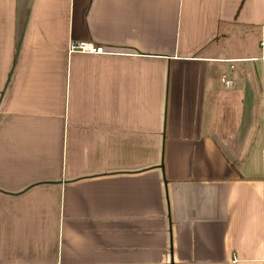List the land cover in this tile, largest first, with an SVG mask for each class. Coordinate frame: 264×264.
Instances as JSON below:
<instances>
[{
    "label": "crops",
    "instance_id": "1",
    "mask_svg": "<svg viewBox=\"0 0 264 264\" xmlns=\"http://www.w3.org/2000/svg\"><path fill=\"white\" fill-rule=\"evenodd\" d=\"M0 264H264V0H0Z\"/></svg>",
    "mask_w": 264,
    "mask_h": 264
},
{
    "label": "built area",
    "instance_id": "2",
    "mask_svg": "<svg viewBox=\"0 0 264 264\" xmlns=\"http://www.w3.org/2000/svg\"><path fill=\"white\" fill-rule=\"evenodd\" d=\"M69 53H83L90 55H105L108 54L107 50L101 46H97L89 42H71L69 46ZM231 83V82H230ZM229 82L227 84L230 85Z\"/></svg>",
    "mask_w": 264,
    "mask_h": 264
},
{
    "label": "rangeland",
    "instance_id": "3",
    "mask_svg": "<svg viewBox=\"0 0 264 264\" xmlns=\"http://www.w3.org/2000/svg\"><path fill=\"white\" fill-rule=\"evenodd\" d=\"M246 52V50H244Z\"/></svg>",
    "mask_w": 264,
    "mask_h": 264
}]
</instances>
